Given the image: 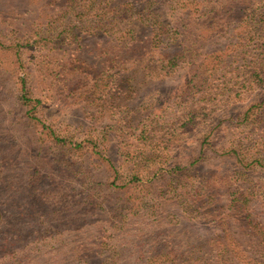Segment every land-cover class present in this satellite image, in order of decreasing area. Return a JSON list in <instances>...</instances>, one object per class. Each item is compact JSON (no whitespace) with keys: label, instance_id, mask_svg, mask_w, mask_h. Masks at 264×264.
Segmentation results:
<instances>
[{"label":"rangeland","instance_id":"obj_1","mask_svg":"<svg viewBox=\"0 0 264 264\" xmlns=\"http://www.w3.org/2000/svg\"><path fill=\"white\" fill-rule=\"evenodd\" d=\"M98 1L90 10L104 20L103 14L110 6L105 10ZM127 1L134 2L112 0L114 12L121 11L116 4L123 5ZM74 16L68 0H0V41L3 43L0 53L7 59L6 62L0 58V75L7 78L8 64H11L15 74L28 76L36 98L41 100L38 114L48 126L32 124L30 127L17 114L14 100L4 98L0 106V185H10V194H17V185L22 188L34 185L37 191L34 194L44 193L46 200L51 199L56 204L54 208L60 214L52 216L44 211L41 218L45 222L39 225L41 229L54 228L50 224L52 220L60 226L84 217L97 221L93 227L97 237L89 250L76 252L83 260L70 258L62 264H127L120 257L113 263L116 245L122 242V231L109 229L118 220L112 217L103 188L112 182L111 166L116 164L123 184L136 174L151 175L170 163L174 155L184 156L186 160L198 153L203 134L218 115L231 104L234 105L231 109L242 111L251 103L250 95H239V90L254 70L264 69V32L258 40L248 43L243 42L239 24H233L223 33H205L200 45L201 77H194L191 66L184 65L175 73L146 82L142 87L141 76L131 72L126 77L131 82L125 79L122 88L119 77L102 72L107 58L119 59L120 50L112 52L113 40L106 37V33L102 34L101 28L89 34L88 30L73 28V22L66 25ZM207 65L211 70H205ZM123 74L122 79L127 73ZM11 79L5 90L17 81ZM115 79H118L116 84L111 82ZM201 79L208 80L207 92L196 93L189 100L180 97L189 80ZM126 85H136L137 89L126 92ZM156 95L164 96L159 104L153 103ZM200 111L204 114L197 117L199 122L194 125L189 118ZM147 116L149 120L145 119ZM259 125L256 137L264 139V125ZM50 131L88 148L76 150L70 143L58 146ZM252 134L253 130L249 129L237 135L248 144L251 141L249 138L247 142L248 136L253 137ZM87 140L95 144L84 143ZM37 155L43 157L42 162H37ZM220 165L222 169H234L232 162ZM32 167L37 168L36 172ZM216 168L215 164L203 165L195 176H209ZM191 178L185 176L186 180ZM241 178L244 181L240 185H252L251 181L256 179L264 189L263 174ZM126 185L151 184L140 180ZM259 193L255 196L260 202L256 211L262 215L264 194L260 190ZM114 199L123 203L120 193H116ZM221 217V214L217 217L220 222ZM138 222L136 219L132 224ZM194 224L189 227L188 223L187 227L195 236L208 237L219 231L217 226L204 222ZM231 224L243 243L249 242L255 247V237L240 226V220H232ZM101 243L103 246L99 248ZM50 244L58 247L55 241ZM120 253L122 257V250ZM30 261L25 259L22 264H34ZM41 261L40 264H61L54 252L45 253Z\"/></svg>","mask_w":264,"mask_h":264},{"label":"trees","instance_id":"obj_2","mask_svg":"<svg viewBox=\"0 0 264 264\" xmlns=\"http://www.w3.org/2000/svg\"><path fill=\"white\" fill-rule=\"evenodd\" d=\"M132 1L116 4L115 7L120 6L121 11L114 12L112 0H99L98 5H103L105 10L110 6L103 14L106 18L103 20L90 10L97 0H68L75 16L70 17L66 25L73 22V28L88 30L89 34L94 33L93 29L101 28L102 34L106 33V37L113 40L112 52L115 54L120 50L119 59L114 56L107 58L102 72L110 77H119L122 88L131 72L141 76L142 87L146 82L152 83L175 73L184 65L191 66L194 77H201L200 45L207 35L205 33H223L233 24H239L243 42L248 43L258 40L264 32V0ZM2 45L0 41V49ZM0 58L7 62L5 54L0 53ZM8 67V77L0 75V106L4 98L14 100L17 114L30 127L35 124L48 128L38 114L41 100L36 98L28 76L15 74L11 64ZM205 70L211 69L207 65ZM123 73H127L124 79ZM11 78L17 81L5 90ZM117 81L111 80L115 84ZM241 86L243 89L239 90V95L249 94L251 103L242 111L231 109L234 106L231 104L218 115L214 120L216 124H211L203 134L199 152L192 157L184 160V156L174 155L170 157V163L151 175L141 177L136 174L123 184L116 164L111 166L114 171L112 182L103 188L112 217L118 220L109 229L117 233L122 231V242L116 245L113 263L120 257L127 264H264V208L260 215L256 211L260 202L255 199L260 194L259 190L264 194V189L256 179L251 181L252 185H240L244 181L242 176L264 175V139L257 138L258 133L255 132L259 124L264 125V69L254 70ZM125 87L126 92H132L131 88L136 85ZM208 87V80H189L180 97L189 100L196 93L207 92ZM163 97L156 95L153 103L159 104ZM201 114L204 111L192 114L189 121L196 125ZM146 118L149 120L150 116ZM249 129L253 130L254 136H248L247 142L249 138L251 141L246 144L237 134ZM50 132L56 134L55 131ZM55 140L58 146L70 143L76 150L88 148L81 142L72 143L56 135ZM89 142L95 144L92 140L84 143ZM42 148L38 149L41 151ZM42 158L37 155V162H42ZM226 161L232 162L234 169H222L220 163L224 165ZM211 164L217 165L212 174L195 176L201 166ZM186 175L190 178L192 175V178L186 180ZM140 180L151 185H126ZM17 187V194H10V185H0L2 264H22L25 259L40 264L44 254L51 252L61 264L70 258L83 260L76 252L89 250L97 237L93 232L97 221L84 217L60 226L52 220L50 224L54 228L41 229L39 225L45 222L41 218L44 211L52 216L60 214L54 208L56 204L51 199L46 200L44 193L34 194L37 192L34 185ZM116 193L123 196V203L114 199ZM223 198L226 201H222ZM220 214L222 222L217 218ZM136 219L139 222L133 225L132 221ZM232 220H240V226L249 231L252 238L255 237V247L249 242L243 243L241 236L236 235L232 230ZM194 222L217 226L219 231L208 237L195 236L187 227L188 223L189 227L195 225ZM52 241L57 243V248L50 244Z\"/></svg>","mask_w":264,"mask_h":264}]
</instances>
